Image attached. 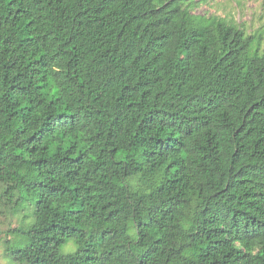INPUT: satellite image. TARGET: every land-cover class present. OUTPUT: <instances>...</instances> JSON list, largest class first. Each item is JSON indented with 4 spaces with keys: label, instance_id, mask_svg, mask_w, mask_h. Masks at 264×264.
I'll return each instance as SVG.
<instances>
[{
    "label": "trees",
    "instance_id": "trees-1",
    "mask_svg": "<svg viewBox=\"0 0 264 264\" xmlns=\"http://www.w3.org/2000/svg\"><path fill=\"white\" fill-rule=\"evenodd\" d=\"M208 1L0 0L17 261L264 264V30Z\"/></svg>",
    "mask_w": 264,
    "mask_h": 264
},
{
    "label": "rangeland",
    "instance_id": "rangeland-1",
    "mask_svg": "<svg viewBox=\"0 0 264 264\" xmlns=\"http://www.w3.org/2000/svg\"><path fill=\"white\" fill-rule=\"evenodd\" d=\"M193 11L226 17L251 33L264 30V0H209ZM4 188L0 186V264H27L17 261L12 250L21 249L28 242V233L35 220L34 199L22 189L9 198ZM76 248L71 240L61 250L68 253Z\"/></svg>",
    "mask_w": 264,
    "mask_h": 264
}]
</instances>
